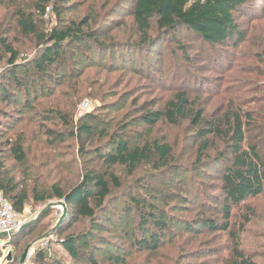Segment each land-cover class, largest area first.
Wrapping results in <instances>:
<instances>
[{
	"label": "trees",
	"instance_id": "1",
	"mask_svg": "<svg viewBox=\"0 0 264 264\" xmlns=\"http://www.w3.org/2000/svg\"><path fill=\"white\" fill-rule=\"evenodd\" d=\"M70 1L36 0L34 13H30L14 4L15 0H0V7L5 9L0 18L1 60L5 62L0 74V103L16 105L12 112L0 110L1 117L11 119L7 127L0 128V192L19 214L30 200L36 204L54 199L64 202L69 220L55 230L60 240L54 252L67 257L71 264H133L131 259L135 257H147V264H179L188 255L182 245L186 238L199 236L193 231L197 229L228 235L232 242L228 258L218 264H255L239 250L238 232L235 236L231 220L233 210L245 206L242 213H237L245 220L243 226L249 223L247 215L253 210L246 203L264 196V97L242 98L252 93L254 84V91L264 90V80L257 83L250 76L237 80L235 84L242 88L222 97L214 115L200 105V92L192 99L193 95L182 89L173 92L161 108L137 112L131 119L116 122L111 133L112 125L98 129L90 124L93 114L83 115L79 123H75L73 114L81 94L90 87L87 71L113 73L131 68L143 76L149 69L141 60L142 52L161 45L168 36L186 35L215 50L244 42L238 17L253 16L250 0H133L130 18L139 41L126 42L133 49L132 61L117 65L110 62L109 53L119 42L107 43L108 34L93 25L91 16L62 26L60 21L40 33L37 21L45 16L48 6L52 5L58 16L57 5ZM9 19L19 36L37 41V53L31 60L20 62L22 51L15 47L14 39L3 36ZM155 30L156 34L150 36ZM257 58L260 62L253 68L258 74L254 75L264 79V52ZM53 71L61 77L50 78ZM256 104L262 106L251 109ZM184 123L193 131L189 140L194 151L187 158L175 152L165 136H153L160 127L178 128ZM255 130L261 137L250 135ZM96 138L104 143L93 146ZM69 140L76 146L75 159L70 163L62 160V149ZM87 155H94L100 168L85 165L83 157ZM208 164L217 165L218 194L211 195L210 204L187 207L200 193L193 190L189 198L185 173L201 172ZM143 166L149 167L151 179L144 193H128L118 176L110 172L121 168L133 177ZM118 212L132 220H121ZM178 212L196 213L188 221L177 217ZM39 220L12 234L13 248L19 241L15 238L36 228ZM180 224L194 234L184 240L174 236L172 228ZM201 253L210 257L213 252L206 248ZM14 259L17 262V257ZM34 259L36 264H64L41 251Z\"/></svg>",
	"mask_w": 264,
	"mask_h": 264
},
{
	"label": "rangeland",
	"instance_id": "2",
	"mask_svg": "<svg viewBox=\"0 0 264 264\" xmlns=\"http://www.w3.org/2000/svg\"><path fill=\"white\" fill-rule=\"evenodd\" d=\"M35 1L15 0L14 4L19 5L23 10L34 13ZM132 2L133 0H72L69 3L57 5L58 16L52 9V5H49L45 10V16L37 21V27L42 33L50 30L60 21L62 22L60 26H62L71 20L81 21L83 18L91 16L92 21H95L93 25L103 34H108L106 37L107 43L119 42L117 48L109 53L110 62L115 65H117L116 62H131L132 54L130 51L133 49L126 42L139 41V35L135 31L130 18ZM250 2L254 8L250 13L253 16L250 18L238 17L239 28L246 40L239 42L237 46L228 44L215 50L199 41L191 40L186 35L176 34L175 36H165L166 38L160 42L161 45L159 44L148 52H142L141 60L146 62L144 66L149 69L143 76L135 74L131 68L124 71L117 70L113 73L100 71L99 69L87 71L86 74L91 76V80L88 82L90 87L81 94L82 99L73 111L75 123L83 115L93 114L94 119L90 124L98 129L101 127L108 129L112 125L111 133L116 129V122L126 121L128 117L131 119L137 112L161 108L171 98V94L179 91V89L186 90L189 95L200 92V94L198 93L201 98L200 105L207 114L214 115L221 104L222 97L242 88V85L235 84L237 80L250 76L257 83L263 82V78L254 75L258 72L253 66L260 62L257 55L264 52V48H261L264 45V0H250ZM4 12L5 9L0 7V18ZM9 14L11 15V13ZM10 19L3 28L5 32L3 36H6L5 38L9 41L14 39L15 47L22 51L19 55L20 62H24L25 59L31 60L37 53V41L34 38L27 40L19 36L13 29V24L9 22ZM155 34L156 30L150 36ZM179 46H183L184 50H181ZM2 56L0 50V74L5 68V62L1 60ZM51 74L50 78H55V80L62 75L56 71L51 72ZM19 76H22V73H19ZM45 82L49 84V80ZM253 86L252 93L242 95V98L255 100L253 98L261 99L264 97V90L254 91L255 84ZM243 91L249 92L250 89H244ZM195 96L189 97L195 99ZM85 101L89 103L87 108L83 106ZM20 102H23L22 98ZM114 102L115 106L113 107L112 103ZM260 106L262 105L256 104L251 109H258ZM0 110L12 112L16 110V105L13 104L12 107H7L0 103ZM10 122V117L0 116V128L7 127ZM192 132L184 123L178 128L160 127L154 131L153 136L160 138L165 136L173 145L175 152L182 153L184 158H187L194 151L189 140ZM253 134L261 137L259 131H251L250 135ZM103 143V141L96 138L93 146L102 145ZM75 149L76 146H74L73 141H67L62 149V160L72 162L75 159ZM217 150H220V145L217 146ZM213 155H215V152ZM83 160L87 162L85 165L89 168L98 169L101 166L94 155H87L83 157ZM6 165L11 166V161H7ZM216 167V164H208L203 167L201 172L185 173V178L189 181V198L192 197L193 190L197 189L196 194L200 193L192 204L186 205L187 207L196 209L203 202L210 204L211 195L218 194L216 190L218 183L215 178L217 174ZM148 170L149 167L143 166L137 170L133 177H129L126 171L121 168H114L110 172L118 176L122 186L126 188L128 193L130 191L144 193L148 192L145 187L151 183ZM3 198H5L4 195ZM7 202L9 201L7 200ZM63 204L62 200L55 199L48 200L43 204H36L30 200L20 214L21 227L24 224H29V227L40 218L37 227L29 229L33 231H31L32 233L26 230L23 233L25 235L15 238V240H19L15 248L10 244L11 236L15 232L24 231L25 228L21 231H19L21 227L18 228L8 238L5 234V238L0 239V264H20V259L27 247L28 252L23 263L28 259L29 264H36L35 255L38 251H41L47 258L61 260L64 264H71L67 257L59 256L54 252L59 248L57 241L60 238L55 230L61 225H58V223L65 209ZM246 205L253 210V213L247 215L249 223L243 226L245 220L238 217L237 213H242L245 206L240 210H233L232 230L235 232V236L238 232L239 250L242 251L245 257L251 259L255 264H264V196L249 201ZM59 206H62L61 212ZM48 208L49 210L44 212ZM195 213L183 212L180 214L178 212L177 217L190 221L195 217ZM118 215L125 222L132 220H127L125 215L119 212ZM68 220L67 209V216L62 224L68 222ZM188 221H184L185 224ZM241 226L244 228L242 232H240ZM172 231L174 236L180 237L182 240L187 235L194 234L187 232L182 224L172 228ZM193 231H196L199 236L192 235L190 238H186L187 240L182 245V251L188 250V255H184L179 264H188L189 262L194 264L199 262H202L201 264H218L219 261L222 262V260L228 258V248L232 246L228 235L220 233L207 234L201 229ZM174 236L170 235L169 237ZM209 237H211L209 241H205ZM206 248L212 249L213 253L210 257H207L206 253L199 254L204 252ZM194 256H196L195 259H189ZM16 257L17 262L14 259ZM147 259V257H135L131 259V262L133 264L150 263ZM152 263L155 264L154 261Z\"/></svg>",
	"mask_w": 264,
	"mask_h": 264
},
{
	"label": "built area",
	"instance_id": "3",
	"mask_svg": "<svg viewBox=\"0 0 264 264\" xmlns=\"http://www.w3.org/2000/svg\"><path fill=\"white\" fill-rule=\"evenodd\" d=\"M88 105L89 103L86 101L83 103V106L86 108ZM60 210H62V206H59ZM20 214L13 210L10 203L3 198V194L0 192V233L6 234L8 238L14 231L20 228L22 225ZM23 264H29L28 259Z\"/></svg>",
	"mask_w": 264,
	"mask_h": 264
},
{
	"label": "water",
	"instance_id": "4",
	"mask_svg": "<svg viewBox=\"0 0 264 264\" xmlns=\"http://www.w3.org/2000/svg\"><path fill=\"white\" fill-rule=\"evenodd\" d=\"M63 207H65V209H64L63 214H62V216H61V218H60V220H59L58 225L62 224L63 221H64V219H65L66 216H67V209H66V206H65L64 204H63ZM48 210H49V208L46 209L44 212H47ZM28 225H29V224H24V225L19 229V231H21V230H23L24 228L28 227ZM19 231H18V232H19ZM2 238H5V234H0V239H2ZM27 252H28V247L24 250V253H23V255H22L21 259H20V264H22V263L24 262V260H25V258H26V255H27Z\"/></svg>",
	"mask_w": 264,
	"mask_h": 264
}]
</instances>
